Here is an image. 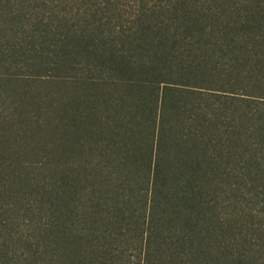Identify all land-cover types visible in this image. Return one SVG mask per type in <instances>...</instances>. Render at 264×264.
<instances>
[{
	"label": "trees",
	"instance_id": "1",
	"mask_svg": "<svg viewBox=\"0 0 264 264\" xmlns=\"http://www.w3.org/2000/svg\"><path fill=\"white\" fill-rule=\"evenodd\" d=\"M1 83L2 128L36 129L2 150L0 264H264V0H0ZM54 84L145 132L133 178L22 158L51 105L78 131Z\"/></svg>",
	"mask_w": 264,
	"mask_h": 264
},
{
	"label": "rangeland",
	"instance_id": "2",
	"mask_svg": "<svg viewBox=\"0 0 264 264\" xmlns=\"http://www.w3.org/2000/svg\"><path fill=\"white\" fill-rule=\"evenodd\" d=\"M20 87L22 86L0 84V110L4 108L9 112L13 109L10 100L15 93L20 91ZM50 91L53 99L59 97L65 101L66 110L69 112L68 120L72 113L71 107L75 104L81 105V117L77 124L78 131L73 133L69 126V131L60 136V128L56 127L55 122L56 111L54 106L51 105L50 116H46L44 121L42 120L43 126L36 131V139H21L18 137L15 139V149L24 152L22 158L27 161L39 158L45 160L46 158L49 167L46 170L48 176L53 175V170L50 167H54L55 164L73 165V163L78 162L85 165L88 171L94 172L93 168L95 166V169H97V165L112 164L116 168V164L119 162H127L129 172L116 170L123 174L122 176L127 174L128 178H133V174L136 172L135 161L139 160L141 152L144 151L142 147L146 145L145 132L135 137V142L130 134L124 135L123 129L117 128L119 126L115 127L111 123V118L118 117L117 113L111 112V109H106V104L102 106V98H95L98 89L91 90L87 85L75 88L71 87L70 84H54L50 86ZM121 113L120 117L126 122L130 118L129 115ZM96 115L102 118L100 123L96 122ZM103 121L108 122L106 124ZM34 122L21 124L14 121L13 124H5L2 128L3 121L0 120V162L2 160L6 164L8 159L4 158L11 157L6 151H2L5 145L12 143V140L8 138H13L19 128L18 131L22 132L23 130L36 129V122ZM140 129L146 128L142 125ZM58 152L63 154H58ZM120 239L121 237L118 238V242H120ZM125 240L126 238L122 239L121 242L124 243Z\"/></svg>",
	"mask_w": 264,
	"mask_h": 264
}]
</instances>
